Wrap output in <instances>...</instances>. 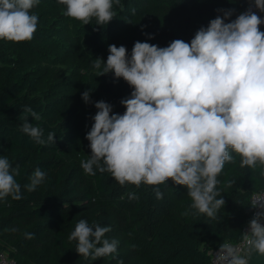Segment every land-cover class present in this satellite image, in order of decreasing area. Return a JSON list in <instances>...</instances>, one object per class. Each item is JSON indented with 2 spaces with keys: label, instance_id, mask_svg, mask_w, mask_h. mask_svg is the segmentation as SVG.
I'll return each instance as SVG.
<instances>
[{
  "label": "trees",
  "instance_id": "1",
  "mask_svg": "<svg viewBox=\"0 0 264 264\" xmlns=\"http://www.w3.org/2000/svg\"><path fill=\"white\" fill-rule=\"evenodd\" d=\"M41 2L32 10L39 23L31 41L0 40V156L20 166L16 179L21 185L30 182L35 168L46 172L35 191L22 188L21 200H0V251L18 264H211V251L224 239L240 241L253 215L248 204L254 193L264 190V169L240 168L238 158L235 164L226 163L218 177L225 200L218 219L183 216L190 198L185 187L171 180L159 185L163 199H157L153 186H120L108 173H84L76 158L84 124L91 128L95 112L70 102L67 93L92 89L91 99L104 100L122 114L120 101L130 95V87L111 74L97 76L93 59L106 61L110 44L123 45L130 54L136 41L161 47L174 39L190 42L201 26L220 14L217 9H235L234 19L246 10L247 0H120L114 3L116 17L104 27L70 19L74 25L53 30L56 11L43 6L49 0ZM59 33H70L72 45ZM35 61L57 72L43 80ZM69 62L83 70L62 76ZM24 107L40 115L39 121L29 116L28 122L43 129L44 139L54 132L55 143L39 145L20 131ZM128 193L137 199L130 200ZM80 219L110 226L105 238L119 242L115 259L77 254L76 241L68 236ZM25 232L34 234L33 239Z\"/></svg>",
  "mask_w": 264,
  "mask_h": 264
},
{
  "label": "clouds",
  "instance_id": "2",
  "mask_svg": "<svg viewBox=\"0 0 264 264\" xmlns=\"http://www.w3.org/2000/svg\"><path fill=\"white\" fill-rule=\"evenodd\" d=\"M120 0H58L64 15L88 25L104 27L117 15ZM245 11L217 9L220 13L201 26L190 42L174 39L161 47L136 41L129 54L121 45L108 46L107 60L97 57L91 67L97 76L111 74L125 81L130 95L121 99L122 114L104 100H91L92 89L81 93L96 113L86 133L90 155L81 161L87 175L108 173L120 185L153 186L163 199L159 185L171 180L187 189L190 203L183 216L203 215L218 219L225 200L218 177L225 164L264 169V0H247ZM40 0H0V40L31 41L39 17L32 10ZM149 35V34H146ZM153 37L149 35V39ZM40 115L24 107L20 131L39 145L56 142L54 132L28 122ZM20 166L0 156V200L23 198L22 188L33 192L46 179L35 168L29 183L21 185ZM264 175V171L261 173ZM130 200L137 199L128 193ZM254 210L239 243L224 239L215 252V264H250L253 256L264 257V196L255 195ZM16 231V229H11ZM110 226L80 219L69 241L75 251L92 260L116 258L118 241L105 238ZM31 240L34 234L25 232ZM122 264V262H120Z\"/></svg>",
  "mask_w": 264,
  "mask_h": 264
},
{
  "label": "rangeland",
  "instance_id": "3",
  "mask_svg": "<svg viewBox=\"0 0 264 264\" xmlns=\"http://www.w3.org/2000/svg\"><path fill=\"white\" fill-rule=\"evenodd\" d=\"M50 3H44L45 5H43L45 8L46 7H50V6H53L51 8H53L55 11H56V16H54L55 18V22L52 23V30L53 29H56V28H66L68 27V25H74V23H71L70 22V18L66 17L63 13L65 11V7L63 6H60L59 3H57L56 0L54 4V1L53 0H49ZM40 3L41 0H40ZM43 4V3H42ZM43 8V7H42ZM59 15V16H57ZM119 28V27H118ZM59 37H62L63 40H65L68 44L72 45V42H71V38H70V33L68 34H63V36L60 35L59 33ZM36 62H39V61H35ZM40 63V66L44 72V77H43V80H45L49 75H54V73L57 72V70H53V68H47V66L49 65L48 63L46 62H39ZM72 62H69V64L67 66H65V68L62 70V76L64 75H73V74H78L80 73L83 69L82 67L78 66L77 64H71ZM48 69V70H47ZM48 71V72H47ZM61 72V71H60ZM60 76V74H59ZM131 92V90L129 91V93ZM67 96L70 100V102H75L76 104H80L84 109H86L88 111V113H92V112H95L96 113V108L94 107V103H90V104H86L82 98H81V94L78 93L76 90H73L71 92H68L67 93ZM93 102H95L93 99H91ZM86 123V122H85ZM90 126L86 123L84 124V127H83V137H82V140H81V150H80V155L77 156L76 160H78L79 162V165L81 166V161L82 160H86L89 155H90V148L88 147V144L89 142L85 139V136H86V133L89 131L88 129Z\"/></svg>",
  "mask_w": 264,
  "mask_h": 264
},
{
  "label": "built area",
  "instance_id": "4",
  "mask_svg": "<svg viewBox=\"0 0 264 264\" xmlns=\"http://www.w3.org/2000/svg\"><path fill=\"white\" fill-rule=\"evenodd\" d=\"M247 9V8H246ZM245 11V10H244ZM259 15H261L262 17H264V13H260L258 12ZM261 30H264V25L261 26ZM255 195H261L264 196V190L254 193L251 200L254 198ZM254 212V210H253ZM247 225L245 226L244 230H246ZM239 243V242H236ZM219 250V248L214 249L213 251H211L210 255H211V264H215V252H217ZM0 264H18L14 259L10 258L7 252L4 251H0Z\"/></svg>",
  "mask_w": 264,
  "mask_h": 264
},
{
  "label": "water",
  "instance_id": "5",
  "mask_svg": "<svg viewBox=\"0 0 264 264\" xmlns=\"http://www.w3.org/2000/svg\"><path fill=\"white\" fill-rule=\"evenodd\" d=\"M250 264H264V257L253 256Z\"/></svg>",
  "mask_w": 264,
  "mask_h": 264
},
{
  "label": "crops",
  "instance_id": "6",
  "mask_svg": "<svg viewBox=\"0 0 264 264\" xmlns=\"http://www.w3.org/2000/svg\"><path fill=\"white\" fill-rule=\"evenodd\" d=\"M261 31H264V30H261Z\"/></svg>",
  "mask_w": 264,
  "mask_h": 264
}]
</instances>
